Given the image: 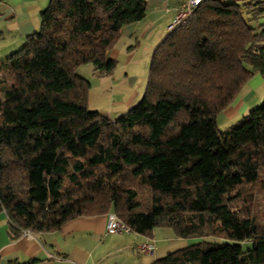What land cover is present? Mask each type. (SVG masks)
Returning <instances> with one entry per match:
<instances>
[{
    "label": "trees",
    "instance_id": "trees-1",
    "mask_svg": "<svg viewBox=\"0 0 264 264\" xmlns=\"http://www.w3.org/2000/svg\"><path fill=\"white\" fill-rule=\"evenodd\" d=\"M146 9L49 0L39 28L0 60L9 233L114 212L131 232L200 239L153 264H264V102L222 130L216 122L251 75L264 77V0H203L154 48L136 105L114 120L89 110L79 67L111 73V48Z\"/></svg>",
    "mask_w": 264,
    "mask_h": 264
},
{
    "label": "crops",
    "instance_id": "crops-1",
    "mask_svg": "<svg viewBox=\"0 0 264 264\" xmlns=\"http://www.w3.org/2000/svg\"><path fill=\"white\" fill-rule=\"evenodd\" d=\"M146 1L145 17L125 25L121 30L122 38L130 40L134 36H152L151 31L156 25L168 27L178 9L186 2ZM48 2L49 0H0V60L19 47L26 35L39 28L40 13L46 9ZM118 53L117 48H111L110 55L114 59ZM257 85L264 88V79L260 78ZM137 95L134 97L137 98ZM136 98L129 102V108L137 101ZM262 100L264 91L259 97L251 99L238 93L217 114L216 122L221 117L226 128L247 115ZM105 226L106 214L82 215L68 220L55 231L33 232L31 236L12 238L8 218L4 211H0V264H27L32 260H36L37 264H153L155 260L188 244L187 240L176 237L169 228H155L150 236H146L131 231L107 233ZM156 230H159L160 236H157ZM143 242L153 243V251H138L137 245Z\"/></svg>",
    "mask_w": 264,
    "mask_h": 264
},
{
    "label": "rangeland",
    "instance_id": "rangeland-1",
    "mask_svg": "<svg viewBox=\"0 0 264 264\" xmlns=\"http://www.w3.org/2000/svg\"><path fill=\"white\" fill-rule=\"evenodd\" d=\"M234 3H243L248 0H225ZM260 22H264V17L260 18ZM167 25L164 27L156 25L151 31V35L142 37H132L130 40L122 38L121 35L116 40L112 48H117L119 53L116 56L115 67L111 73L101 75L94 72L91 63H85L78 69L79 74L88 79L89 88L87 94V107L89 110L99 111L101 114L111 119L118 118L129 109V102L137 95V101L132 105H136L143 97L147 80L151 55L156 47V43L166 35ZM24 40L20 43V48ZM18 46V45H17ZM15 48V49H16ZM264 79L259 73L251 75L242 85L239 94L248 99L254 96L259 97L264 91L262 86L257 85L258 80ZM253 95V96H252ZM264 102L262 100L260 103ZM257 103V104H260ZM219 129H224L225 125L221 121V117L217 121ZM158 229V228H156ZM157 236H160L159 230H156ZM188 244L199 241V238H188ZM242 246L247 248L249 242H243Z\"/></svg>",
    "mask_w": 264,
    "mask_h": 264
},
{
    "label": "built area",
    "instance_id": "built-area-1",
    "mask_svg": "<svg viewBox=\"0 0 264 264\" xmlns=\"http://www.w3.org/2000/svg\"><path fill=\"white\" fill-rule=\"evenodd\" d=\"M203 0H186L185 4L178 9L172 23L167 27V30L172 28L174 25L180 23L185 17L190 15L193 8ZM105 231L107 233H128L130 228L125 225L114 212H108L106 214V226ZM32 231L30 229H23L21 235L31 236ZM138 251L142 253L152 252L154 244L151 242H143L137 245Z\"/></svg>",
    "mask_w": 264,
    "mask_h": 264
}]
</instances>
